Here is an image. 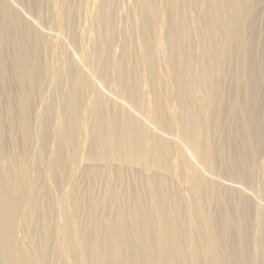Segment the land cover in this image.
Returning a JSON list of instances; mask_svg holds the SVG:
<instances>
[{"label": "bare ground", "instance_id": "bare-ground-1", "mask_svg": "<svg viewBox=\"0 0 264 264\" xmlns=\"http://www.w3.org/2000/svg\"><path fill=\"white\" fill-rule=\"evenodd\" d=\"M263 203L264 0H0V264H264Z\"/></svg>", "mask_w": 264, "mask_h": 264}, {"label": "rangeland", "instance_id": "rangeland-1", "mask_svg": "<svg viewBox=\"0 0 264 264\" xmlns=\"http://www.w3.org/2000/svg\"><path fill=\"white\" fill-rule=\"evenodd\" d=\"M183 189V188H182ZM264 204V203H263ZM18 235H17V239L20 241L21 239H23V240H25L26 241V239L25 238H23V233L22 232H19V233H17ZM20 234V235H19ZM22 240V242L24 243V241ZM21 242V241H20Z\"/></svg>", "mask_w": 264, "mask_h": 264}]
</instances>
